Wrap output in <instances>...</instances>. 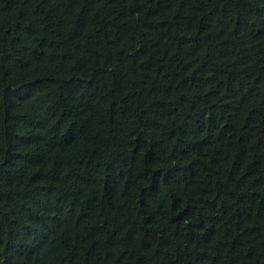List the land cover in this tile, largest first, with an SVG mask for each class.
I'll list each match as a JSON object with an SVG mask.
<instances>
[{"label": "trees", "instance_id": "1", "mask_svg": "<svg viewBox=\"0 0 264 264\" xmlns=\"http://www.w3.org/2000/svg\"><path fill=\"white\" fill-rule=\"evenodd\" d=\"M0 264H264V0H0Z\"/></svg>", "mask_w": 264, "mask_h": 264}]
</instances>
